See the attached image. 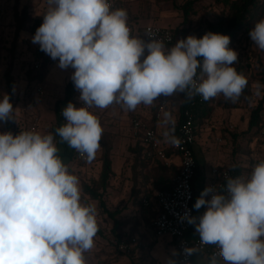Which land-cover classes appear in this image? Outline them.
Here are the masks:
<instances>
[{"label":"clouds","instance_id":"1","mask_svg":"<svg viewBox=\"0 0 264 264\" xmlns=\"http://www.w3.org/2000/svg\"><path fill=\"white\" fill-rule=\"evenodd\" d=\"M46 5L32 43L61 69H74L70 79L80 106L69 102L62 109L66 123L55 134L0 132V264H87L85 253L98 232L97 206L83 198L81 180L59 155L56 137L93 161L103 135L93 109L118 104L134 111L178 94L185 102L221 95L236 102L248 87L234 67L238 53L229 48L228 35L209 31L168 47L161 39L134 35L126 9L113 8L110 0H46ZM249 36L264 51V17ZM253 87L260 96L264 85ZM163 119L170 125L165 142L179 145L172 114L164 112ZM9 120H15V110L5 93L0 122ZM204 206L202 215L185 211L181 219L195 226L201 246L218 250L207 264H264V159L247 175L225 174L220 188L206 187L193 207ZM201 251L197 245L183 248L187 257ZM176 255L172 250L167 264H176Z\"/></svg>","mask_w":264,"mask_h":264},{"label":"rangeland","instance_id":"2","mask_svg":"<svg viewBox=\"0 0 264 264\" xmlns=\"http://www.w3.org/2000/svg\"><path fill=\"white\" fill-rule=\"evenodd\" d=\"M120 7L126 9L129 19H141L142 12L133 14V6H138L144 11V7L171 4L175 0H116ZM236 0H196L191 4L190 21L195 25L196 30L206 27L207 23H216L218 19H224L230 14L231 4ZM182 4V3H180ZM26 7L30 13V18L40 19L43 22V13L46 10V0H20V9ZM159 7V6H158ZM13 0H0V97L8 94L6 74L11 73L14 80L15 99L13 108L15 110V120L0 122V132L10 131L14 135L20 131L32 130L41 134L53 133L56 129L57 103L66 98L65 88L70 78H63L59 82L55 78L58 73L70 72L68 69H61L58 65L50 63L46 58H40L37 63L33 57V48L26 38L20 35L16 38V21L14 18ZM183 14V13H182ZM183 16V15H182ZM30 22L22 34L30 31ZM28 36V35H26ZM240 43L234 49L238 53V62L234 65L245 67V76L251 85L253 101L245 105L238 102V109H228L220 105L225 102L224 97L218 96L211 99V103L216 106L209 121L203 126L200 132L202 143L209 145L215 150L217 135H224L221 152L227 150V166L240 163L250 168L253 162L264 159V146L260 144L259 137H256L254 151L247 154L236 153V143L231 133L241 134L247 127L250 112L263 96L254 95V85H262L264 81V51L259 50L251 41L250 36L240 39ZM20 50V53L18 52ZM28 72L31 75H28ZM42 76V77H41ZM42 78V80H41ZM41 87L42 94H37L35 89ZM77 107L80 101L75 102ZM79 99V98H78ZM160 98L154 101L152 106L139 105L134 111H125L118 104H113L106 109H93L99 117L103 127V135L100 140L101 147L95 159L84 163L74 158V149L68 147L66 143H61L56 137L57 146L60 149L59 155L67 164L70 170L79 176L82 186V196L86 202L94 201L98 211V232L94 238L93 249L85 253L87 264H129L138 261L135 256L125 259V255L115 249L114 241L117 235L132 236L143 234L150 226L148 212H143L139 207V197L150 190H158L161 185L160 173L154 166L143 168V162L138 160V146L142 143V135L133 133V121L136 119H151L156 114ZM218 104V106H217ZM181 102L178 98L168 99V111L172 114L176 126L179 119V109ZM62 109V105L60 106ZM37 119V125L34 123ZM234 129L228 131L229 126ZM209 126V129L206 127ZM219 135V136H220ZM239 143V142H238ZM221 145V144H220ZM243 143L241 144V147ZM67 147V151L65 152ZM243 148V147H242ZM245 149V148H243ZM109 157L111 161L112 173L108 181L106 190L101 187V174L104 160ZM140 159V158H139ZM99 191L102 195L98 199H93L87 192L88 188ZM119 211L114 218L109 213ZM139 219V220H138ZM115 221L119 225L115 230ZM150 228V227H149ZM150 231V229H149ZM130 260V261H129ZM139 262V261H138ZM143 264V262H140ZM160 264H166L165 261Z\"/></svg>","mask_w":264,"mask_h":264},{"label":"built area","instance_id":"3","mask_svg":"<svg viewBox=\"0 0 264 264\" xmlns=\"http://www.w3.org/2000/svg\"><path fill=\"white\" fill-rule=\"evenodd\" d=\"M9 1V0H5ZM188 0H179V2L184 3ZM113 8H122L120 3L114 0H110ZM129 26L132 29L134 35H139L147 39L148 36L153 38L161 39L165 44H171L174 41L173 30L170 28H164L157 25H147L144 27H135L129 22ZM48 59L50 63L58 65V61L52 60L49 56ZM40 63V59L37 60ZM72 71L74 69L68 68ZM37 94H42L43 90L41 87L35 89ZM211 102L210 100L205 101L202 97L196 96V98L191 101L182 112L183 121L179 126H177L176 136L180 139V143L177 146L171 145L169 150L172 151V156L175 155L180 160L179 172L174 179V184L169 191H159L155 194L154 199L159 208V212L152 222L151 234L154 241L159 239L169 237L175 241V247L178 255L176 256V264H185V261H191V264H195L193 255L187 257L183 253V248L185 246L197 245L202 248L200 253L211 256L215 251H218L215 246L207 245L201 246L199 238H190L189 230L191 225L186 221H183L181 217L185 211H190V214L194 216L195 208L193 207L195 201L200 196L201 192L208 186H217L220 188L221 185L225 183V174L229 176H234L231 171L225 168V166L213 165L210 168V177L208 181L200 188L194 186L195 179L198 174L199 166L197 163L195 155V142L197 137L196 121L198 112L205 108L206 103ZM168 102L165 99H161L158 104L156 118L160 119L162 114L166 111ZM66 107V105L64 106ZM63 107V108H64ZM263 122L258 129V137L260 144L264 146V113L262 115ZM37 119L34 123V128L37 125ZM66 122V121H65ZM133 133L135 135H142V144L145 148L146 159L147 160H158L160 162L166 161L168 158L167 152L168 148H164L162 142L159 138L157 130L150 127L148 124L142 122L141 120H134ZM234 126H229V131H232ZM251 137V140H250ZM249 141L243 143V148L250 147L251 144L256 142L254 136H249ZM218 143H223V137L217 139ZM76 152V151H75ZM75 159L80 162L88 163L85 158H82L77 152L75 153ZM253 162L252 165L255 164ZM206 199H210L206 197ZM150 199L145 197L142 199L143 208L150 205ZM115 249L119 253L125 256L136 255L143 243L140 241L138 236H124L121 239L114 241ZM133 264V263H129ZM135 264H141L135 261Z\"/></svg>","mask_w":264,"mask_h":264},{"label":"trees","instance_id":"4","mask_svg":"<svg viewBox=\"0 0 264 264\" xmlns=\"http://www.w3.org/2000/svg\"><path fill=\"white\" fill-rule=\"evenodd\" d=\"M14 2V18L16 21V31H15V35L16 38L18 39V37L23 33V31L26 29V27H28V23L30 22V31L28 32L30 35L34 36L36 29L42 24L40 19H32L30 18V13L29 11L26 9V7L21 8L20 9V0H13ZM194 2H196V0H188L182 4H180V10L183 13V24L182 26L178 27L177 29L173 30V34H174V41L171 44H167L166 46L171 47L172 45H174V43L181 38H186L189 35H195L197 38H201L206 32H214V33H220L223 35H228L230 37V44H229V48H235V46H237L238 43H240V39L245 37V36H249V31L250 29L253 27V25L255 24V22H257L258 20H260L262 17H264V0H236L234 3H232L231 5V9H230V14L228 17H225L224 19H218L216 23H207L206 27L204 29L201 30H196L195 25H192L191 21H190V15H191V4H193ZM44 57V56H43ZM45 60L48 59V55H46ZM43 58V59H44ZM36 59V56H35ZM49 60V59H48ZM236 70L242 74H246V70L245 67L239 65L235 67ZM28 75L30 76L31 73L28 72ZM42 77V76H41ZM6 78H7V86H8V94L10 96V102L12 103L13 100L15 99V91L14 90V80L13 77L11 76V73L8 72L6 74ZM42 80V78H41ZM262 85H264V81L262 82ZM251 85L248 83V87L244 90V93L241 95V97L239 98L238 101L236 102H232L231 100H225V102H220V105H222L225 108H230V109H238V102H241L245 105L250 104L253 101V94L251 91ZM67 96L63 101H60V103H58L57 105V125L62 126L65 122L63 116H62V109L65 105H67L69 102H73V95L74 92L76 91L73 82H71L68 86H67ZM262 94L263 96L260 98V100L258 101V103L256 104L255 108H253L250 112V118L248 123H246L247 125V133L248 134H252V136H254V138L256 139V137L258 136V129L261 126V123L263 122V113H264V87H262ZM173 97H176L180 100L181 105H180V112H181V116L180 119L178 121V124L176 126H174L175 128V134L177 132V126H179L181 124V122L183 121V116H182V112L183 109L191 102H185L184 97L182 94H178L172 97H162V99H165L168 101V99H172ZM196 98V97H195ZM194 100V99H193ZM192 100V101H193ZM62 105V109H60V106ZM218 106V104H217ZM216 108V106H214L211 102L206 103L205 108L202 109L200 112H198V116H197V121H196V128H197V134H199L201 131H203V126L204 123L206 124L214 109ZM231 135L233 136L232 138H234V141L236 143V153H239L240 151L243 152V154H246L245 152H247V148L248 149H252L250 147H245V149H243L241 147V144L238 143L240 136L242 134H238L237 132L231 133ZM138 146V160H141L143 162V168H146L147 166H154L155 170H158V172L160 173V183L161 185L159 186L158 190H150V191H146L145 193L141 194L139 197V208L143 209V205H142V199L147 197L149 199L154 198L155 194L159 191H169L172 189L173 184H174V179L177 176L178 172H179V168L177 169L174 166H169V167H165V165L163 163H161L158 160H147L146 159V153H145V148L143 146L142 143H140ZM74 158H75V151H72ZM251 151L249 150V152H247V154H250ZM167 155L170 156L172 155V151L169 150L167 152ZM140 158V159H139ZM111 161L109 159V157H106L104 160V165H103V170H102V174H101V189L102 190H106V188L108 187V181L109 178L111 176L112 173V165H111ZM233 165H236L235 170H232V166H227L226 169H228L229 171H231L233 173L234 176L237 175H247L248 173H250L251 168H247L243 165H240V163H235ZM88 188V187H87ZM196 189V188H195ZM87 192H89L92 196L93 199H98L101 197V193L99 191H94L91 188L87 189ZM149 208V209H148ZM148 210H152L153 208H151L150 206L148 207ZM119 214V211H116L115 213H109L110 216H112L113 218ZM119 225L118 221H115V227L113 230L116 229V227ZM133 236V235H132ZM122 237H124L123 235H117L116 238L119 240ZM132 258L134 256H131ZM194 257V262L195 264H197V261L195 260V254L193 255ZM131 263L135 264V261H132Z\"/></svg>","mask_w":264,"mask_h":264},{"label":"crops","instance_id":"5","mask_svg":"<svg viewBox=\"0 0 264 264\" xmlns=\"http://www.w3.org/2000/svg\"><path fill=\"white\" fill-rule=\"evenodd\" d=\"M114 1H116V0H114ZM180 3L181 2H179V0H175L172 2V5L171 4L170 5L169 4L158 5L159 7L158 6H152V8H150V9L147 7H144V11H143V9H141L138 6H133V9H132L133 14H138V12H142L141 16H144V18L129 19V22L132 23L135 27H141L142 28V27L147 26V25H157L160 27L170 28L172 30H175L178 27L182 26L183 21H184L183 16H182L183 14L179 8ZM21 35L23 36L21 38H26L30 42L31 46L33 47V48H31L33 50L32 55H33V57L36 56V60L43 58V56L46 57L47 54H45L43 51L40 50L39 45L32 43V37H33L32 35H30L29 33L28 34L24 33ZM26 35H28V36H26ZM18 52L20 53L19 49H18ZM68 70H70V69H68ZM72 72L73 71L70 70L69 73L67 71V72L62 73V75H61V73H58L57 75L55 73V78L59 82L63 78H70ZM71 82L72 81L70 79L69 83L66 85V88ZM66 88H65V93L67 96V89ZM79 96H80V92L78 90H76L74 92V95H73V98H75V102L77 100H79L78 99ZM161 99H162V97L160 98V101H161ZM160 101H159V103H160ZM58 103H60V101ZM58 103H57V105H58ZM167 107H168V105H167ZM167 111H168V108H166L165 112H167ZM163 114H162L160 119H157L156 114H155L154 117H152L151 119H143V120L142 119H136V120H141L142 122L148 124L150 127L155 128L159 134V138L162 142L163 147L166 149L168 148V151H169V148L171 145L165 142L163 134L165 131L168 130L170 125L165 124L164 119H163ZM180 116H181V112L179 109V119H180ZM57 118L58 117H57V110H56V128L58 127ZM179 119H178V121H179ZM177 124H178V122H177ZM206 128L209 129V126H207ZM228 131H229V129H228ZM248 133H247V127H246L245 130L242 131V133H241L242 135L240 136V139L238 140L240 144L244 143L247 140L249 141L248 137L251 135ZM174 134H175V129H174ZM219 135H217V137L215 139L216 140L215 141L216 147L214 150L209 145L203 144L202 143L203 139H200L201 134L200 133L197 134L194 150H195V155H196V159H197V163H198L197 166H199V168H198L197 177H196L195 182H194L195 188L202 187L208 181V179L210 177V168L213 165H219V166H223V167L225 166V168H226L227 164H229L228 159H226V158H228L227 150H225V152H221V148H220V146H223L222 144L225 141L224 135H222V134L220 136ZM219 137H223L224 141L222 144L218 143V141H217V139ZM250 140H251V137H250ZM254 146H255V143L253 142L251 144L252 149H250V151H254V149H253ZM66 151H67V147H66L65 152ZM240 152H242V151H240ZM167 158L168 159L166 161L161 162L165 165V167L174 166L177 169L179 168L178 166H180V160L177 156L170 155ZM150 201L151 202H150L149 206L151 208H153L152 210H148L149 206L141 209L143 212H148V214H149L148 218H150V226H149L150 228L148 227V229L144 230L143 234H145V235H143V236L140 234H137V233L135 234V236H138L140 241L143 243V247H141L142 249H140V251L136 255H132V256H135V258H137L139 262H143V264H160V262H163V261H165L167 264L168 258L172 257V250H176L175 241L169 237H165V238L159 239L157 241L153 240L152 234H151V227H152V222L154 221L155 217L157 216V214L159 212V208L157 207L158 205H157L154 198L150 199ZM204 211H206V206L201 207V209H199V210L195 209L194 216L198 217V216L202 215ZM149 229H150V231H149ZM189 237L190 238H199L198 234L195 231L194 225H191V228L189 230ZM176 256L173 258L176 259ZM124 257L127 260V259H129L128 257H131V256H124ZM208 258H209V256L206 254H202V253L195 254V260L197 261V264H207Z\"/></svg>","mask_w":264,"mask_h":264}]
</instances>
